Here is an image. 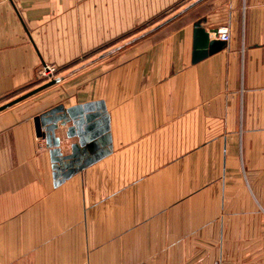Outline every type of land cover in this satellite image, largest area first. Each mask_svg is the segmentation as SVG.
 Returning <instances> with one entry per match:
<instances>
[{"label":"crops","instance_id":"0c3cea01","mask_svg":"<svg viewBox=\"0 0 264 264\" xmlns=\"http://www.w3.org/2000/svg\"><path fill=\"white\" fill-rule=\"evenodd\" d=\"M193 1L0 0V106ZM202 19L230 40L192 64ZM95 101L110 152L55 186L33 118ZM0 264H264V0H204L0 111Z\"/></svg>","mask_w":264,"mask_h":264},{"label":"water","instance_id":"95a60500","mask_svg":"<svg viewBox=\"0 0 264 264\" xmlns=\"http://www.w3.org/2000/svg\"><path fill=\"white\" fill-rule=\"evenodd\" d=\"M204 0H195L161 22L150 30L140 34L136 38L125 44L114 48L113 50L99 56L93 61L68 72L65 75L54 78L49 82L42 84L38 88L31 90L22 96L15 98L0 106V111L19 103L20 101L34 95L35 93L50 87L67 76L84 69L90 64L117 52L125 46L131 45L138 40L152 34L165 25L169 24L191 8ZM205 19L198 20L192 25V52L191 63L196 64L205 58L221 51L225 43L219 40L210 39V35L217 34L216 29H206L203 24ZM35 134L38 138L45 141L49 149L52 177L54 185H60L70 179L75 174L81 172L86 167L107 156L111 149L109 135V119L105 114V106L102 101L88 102L65 108L62 104L34 116L33 118ZM59 127L65 128V138L75 142L69 146V152L64 154L61 151V140L56 136Z\"/></svg>","mask_w":264,"mask_h":264},{"label":"rangeland","instance_id":"374dc122","mask_svg":"<svg viewBox=\"0 0 264 264\" xmlns=\"http://www.w3.org/2000/svg\"><path fill=\"white\" fill-rule=\"evenodd\" d=\"M184 3L181 2V3H177L175 4L174 6H172L171 8H169V10H167L165 13H162L150 20H148L147 22L143 23L142 25H140L139 28H137V30L133 33H128V34H125V35H122L121 37H119L117 40L113 41L112 43H107V44H104L102 45L101 47L97 48L96 50H93L92 52H89L87 54H85L84 56H82L79 60H77L75 62V64H73L72 67H69V69H77L78 67L82 66V65H85L91 61H93L94 59L98 58L99 56L113 50L114 48L118 47V46H121L123 44H125L126 42L136 38L137 36H139L140 34L150 30L151 28H153L154 26L160 24L161 22H163L164 20H166L167 18H169L170 16H172L173 14H175L176 12H178L179 10H181L183 7ZM187 6V5H186ZM168 25V24H167ZM166 26V25H165ZM163 28V27H162ZM162 28H160L159 30L153 32L152 34H149L148 36L138 40L137 42L131 44V45H128V46H125L124 48H122L121 50L117 51V52H114L112 54H110L109 56H112L114 54H117L119 52H123L127 49H129L130 47L134 46L135 44L139 43V42H142V41H145L147 40L148 38H151V36L153 34H155L156 32L160 31ZM108 57V56H107ZM105 58V57H104ZM103 59V58H102ZM101 60V59H100ZM100 60L90 64V65H93L97 62H99ZM89 65V66H90ZM44 66V65H43ZM41 66L39 68V70L37 71L36 73V81L35 83L33 84L35 86H38V85H42V84H45L47 82H49L50 80H52L51 78H49L47 75L46 76H42V77H38V73L39 71L42 69ZM47 66H52V65H47ZM55 68V72H53V75H52V78H57V77H60L61 75H65L66 74V70H62L60 69L59 67H54ZM74 69V70H75ZM68 72V71H67ZM35 88H33L32 90H34ZM31 90H28L26 91L25 93L29 92ZM24 94V93H23ZM22 95V94H21ZM15 98H11V100H14ZM9 100V101H11Z\"/></svg>","mask_w":264,"mask_h":264},{"label":"built area","instance_id":"2783aa9c","mask_svg":"<svg viewBox=\"0 0 264 264\" xmlns=\"http://www.w3.org/2000/svg\"><path fill=\"white\" fill-rule=\"evenodd\" d=\"M213 35V38L215 40H219V41H222L224 43H227L229 40H230V36H229V32L227 30V28H221L217 31V34ZM55 66H47V65H44L42 67V69L39 71L38 73V77H42V76H48L49 78L53 79L52 78V75H53V72H55Z\"/></svg>","mask_w":264,"mask_h":264},{"label":"trees","instance_id":"16d2710c","mask_svg":"<svg viewBox=\"0 0 264 264\" xmlns=\"http://www.w3.org/2000/svg\"><path fill=\"white\" fill-rule=\"evenodd\" d=\"M20 93V92H19Z\"/></svg>","mask_w":264,"mask_h":264}]
</instances>
